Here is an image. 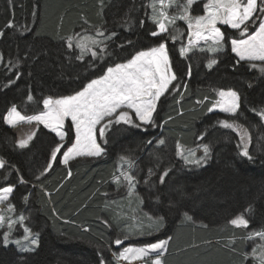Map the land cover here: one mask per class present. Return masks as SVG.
Masks as SVG:
<instances>
[{"label": "trees", "instance_id": "trees-1", "mask_svg": "<svg viewBox=\"0 0 264 264\" xmlns=\"http://www.w3.org/2000/svg\"><path fill=\"white\" fill-rule=\"evenodd\" d=\"M149 1L0 0V188L13 186L8 204L15 216L25 217V227L39 234L33 251L20 252L3 244L0 229V264H100L101 258L105 264H127L114 257L120 247L168 238L163 264H245L246 237L264 231V120L257 114L264 109V73L230 52L233 33L225 26V48L211 68L201 52L181 57L178 43L165 33L151 36L156 26L148 17ZM9 21L15 27H8ZM25 27L23 34L17 30ZM97 27L106 35L116 34L105 41L110 55L93 60L88 54L77 60L80 50L74 41L69 48L67 37L94 33ZM161 41L177 80L157 101L151 125H113L106 143L97 136L105 149L101 157L61 163L74 139L69 124L61 141L42 126L5 123L12 106L24 116L39 114L45 98L70 96L108 67ZM221 89L240 94L238 115L208 111ZM30 94L33 99L28 101ZM220 120L236 121L249 130L251 161L239 155V136L220 127ZM31 130L33 139L20 148L17 141ZM161 139L163 145L158 144ZM202 143L211 147L202 167L186 166L177 156V144L189 149ZM57 144L61 151L44 172ZM121 156L133 161L127 168L135 177L132 196L124 193L127 182L119 176ZM165 170L168 175L161 183ZM147 214L162 217L163 226L157 227ZM238 215L249 221L247 228L229 223ZM21 233L16 225L14 237ZM117 238L121 245L114 243Z\"/></svg>", "mask_w": 264, "mask_h": 264}, {"label": "snow or ice", "instance_id": "snow-or-ice-1", "mask_svg": "<svg viewBox=\"0 0 264 264\" xmlns=\"http://www.w3.org/2000/svg\"><path fill=\"white\" fill-rule=\"evenodd\" d=\"M194 3H196V0H185L183 4L179 5H176V0H150L148 7L152 9V15L149 19L157 29L151 32V36L159 37L162 33H169L170 27L174 28L177 20H181L187 24V35L189 37L187 45H182L179 49L181 57H186L188 53L192 52L198 46L197 41L200 40L211 41L213 46L208 51L217 52L223 50L225 41L224 34L217 27V22H219L240 32L241 38L231 40V50L239 57V61L264 62V0H207V3L204 4V15L193 17L190 10ZM174 5L180 8V13L169 15L166 9ZM257 13L259 15H256ZM124 23L127 25L129 22L125 20ZM140 23L143 24L144 21ZM256 23H258L256 31L249 33V26ZM7 26L10 28L15 27L12 21H9ZM17 30L21 31V34H23V31H28L27 27L23 30ZM115 35V33L106 35L105 31L97 27L95 37H82L77 33L75 36L67 37L66 43L69 48H72L73 41H75V47L80 50V54L76 57L77 60H83L85 55L88 54L91 55L93 60L103 59L105 55H110L107 52L108 46L105 41H111ZM171 38L175 40L177 37L173 35ZM216 63L215 59L210 60L207 67L211 68ZM250 66L257 67L255 63L250 64ZM260 71L264 73V66L260 67ZM187 75L191 76L190 67ZM17 76H19V73H17ZM176 80L177 75L172 69L166 43L161 41L157 46L147 51L138 52L126 63L108 67L102 76L91 80L73 95L55 100L45 98L43 100L44 110L39 114L24 116L17 110L16 106H12L7 115L4 116V120L12 127L21 124L32 125L33 122L37 126L42 124L44 128L50 129L63 141L66 135L63 131L64 121L65 118L70 117L75 130V141L67 151L63 152L61 163L67 165L70 160L77 157L95 158L104 155L105 149L97 142V135L106 143V133L113 125L124 124L137 129L142 128L144 125H151L153 123V113L157 108V101L169 90V85ZM11 83L12 81H9V84ZM184 86L187 88V84ZM171 90L175 91V89ZM216 95L217 99L213 106L208 109L209 112H212L214 108H219L221 111L233 116L238 115L241 97L236 90L221 89L217 90ZM27 99L28 101L33 99L31 94ZM131 113H134V117ZM257 114L261 120H264V109H260ZM136 121H139V123H136ZM218 124L220 127L230 129L239 136L240 142L237 145L240 149L239 155L251 161L253 157L249 151L251 143L249 130L236 121L220 120ZM34 135L35 130H31L29 134L17 141L18 146L25 148ZM203 135L202 133L201 139ZM164 143L163 139L158 141L160 145ZM198 147L203 152V155L199 157L195 150H188L185 154L184 149L177 144V156L183 159L186 166L200 167L207 163L211 147L209 144L203 143ZM61 148V144H57L53 148L51 159L44 172H47L53 166L52 161L57 159V153L61 151ZM120 159L129 167L133 166V161L128 157L121 156ZM2 167H4V161L0 160V168ZM151 174V170H149V176ZM69 175H71V172H69ZM121 175L127 182L131 193L135 187V177L127 172H122ZM167 175L168 170L160 175L161 183H164ZM115 179L119 183V177ZM20 182L23 183L24 181L21 179ZM145 182L148 183L149 180ZM13 190V186L0 188V203L7 201ZM9 209L13 210L11 204H9ZM184 217L187 220L191 219L187 213H184ZM4 220V216L0 215V227L3 226ZM24 220L25 217L21 215L17 218V221L11 219L7 221L10 231L3 234V244L7 246L10 243L11 229L19 222L23 227L24 236L22 240L11 242L15 243L20 251L31 252L39 244V234H33L30 228L24 227ZM153 223L157 227H162L163 218H156ZM229 223L237 228H247L249 221L243 215H238L231 219ZM257 237L264 240V231L250 233L246 239L252 240ZM170 239L158 240L141 247H126L118 253V256L114 253V257H117L118 260L131 261L151 258L154 255L151 264H163L161 257L164 255ZM114 243L121 245L122 240L117 238ZM261 247L264 248V245ZM255 251L256 249H253V254H255ZM100 264H105L103 258H101ZM261 264H264V255L261 257Z\"/></svg>", "mask_w": 264, "mask_h": 264}, {"label": "rangeland", "instance_id": "rangeland-1", "mask_svg": "<svg viewBox=\"0 0 264 264\" xmlns=\"http://www.w3.org/2000/svg\"><path fill=\"white\" fill-rule=\"evenodd\" d=\"M185 2V0H176V5H179V4H183ZM201 3V5H199L198 7H196V8H193V6L196 4V3ZM149 3H150V1H149ZM196 3H194L193 5H192V7H191V10H190V12H191V15L193 16V17H195V16H200V15H204V4L205 3H207V0H196ZM167 10V12H168V14L169 15H178L179 13H180V8L179 7H177V6H172V7H170V8H168V9H166ZM148 17H150L151 15H152V9L150 8V7H148ZM256 15H259V13H257ZM150 20V19H149ZM222 26H225L227 29H229L232 33H233V37L232 38H229V40H228V47H229V49H230V52L231 53H233L232 52V50H231V40L232 39H239V38H241V36H240V32L239 31H237V30H235V29H232L230 26H228V25H224V24H221V23H219V22H217V27L218 28H220V30H221V27ZM249 27H252V29H250L249 30V33H251V32H254V31H256V28L258 27V23H256V24H252V25H250ZM157 30V29H156ZM221 32H222V30H221ZM95 34H96V31L94 32V33H81L80 35L82 36V37H84V36H92V37H95ZM163 34V33H162ZM167 36H168V38H170V40L171 41H175V42H177L178 43V49H180L181 48V46L182 45H187V43H188V39H189V37H188V35H187V24L184 22V21H181V20H177V22H176V24H175V27L173 28V27H170V29H169V33H165ZM173 35H175L177 38L175 39V40H173L171 37L173 36ZM235 36V37H234ZM97 39H102L101 37H96ZM246 38V37H245ZM74 45H75V41H74ZM197 47L195 48V49H193V51H197V52H201V53H203V54H205L206 56H207V58H208V63H209V61L210 60H213V59H215V56L219 53V52H221V51H223L224 50V48H225V44H224V47H223V50H221V51H217V52H210V51H208V49L210 48V47H212L213 45H212V42L211 41H207V42H205V41H203V40H200V41H197ZM148 50V49H147ZM147 50H144V51H147ZM192 51V52H193ZM141 52V51H140ZM191 53V52H190ZM190 53H188V54H190ZM137 54V53H136ZM135 54V55H136ZM235 56H236V54L235 53H233ZM134 55V56H135ZM133 57V56H132ZM237 57V56H236ZM237 59L239 60V57H237ZM130 60V59H129ZM127 61H125V62H122V63H126ZM248 63H250V64H252V63H255L256 65H257V69L260 71V67L261 66H264L263 64H264V62H261V61H247ZM119 64V63H118ZM115 66V65H114ZM114 66H111V67H114ZM106 71V70H105ZM105 73V72H104ZM96 79V78H95ZM90 82V81H89ZM171 85V84H170ZM170 85H169V87H170ZM75 94V93H74ZM73 95V94H72ZM61 98V97H60ZM53 100H55V99H58V98H52ZM216 99H217V95H216ZM216 99H215V101H216ZM215 101H213V103L211 104V106H210V108L213 106V104H214V102ZM42 105H43V102H42ZM43 110H44V106H43ZM213 111H218V112H221V113H223V114H227V115H232V114H229V113H226V112H223V111H221L219 108H214L213 109ZM8 113V112H7ZM132 115H133V117H134V113H131ZM7 115V114H6ZM21 115H23V114H21ZM139 122V121H138ZM8 126H10V127H12L11 125H9L7 122H5ZM67 124H69L70 125V128H71V130H72V132H73V136H74V139H73V142L72 143H70L68 146H66V148L64 149V152L65 151H67V149L69 148V147H71L72 146V144L74 143V141H75V130H74V128H73V126H72V122H71V118L70 117H68V118H65V121H64V128H63V131L66 133V130H65V128H66V126H67ZM30 126L29 124H21V125H18V126H16V127H19V126ZM34 127H36L37 125L35 124V122H33V124H32ZM39 126H42V127H44L42 124L41 125H39ZM48 130H50V129H48ZM50 132H52L51 130H50ZM53 134H55L54 132H52ZM56 135V134H55ZM98 136V135H97ZM58 137V136H57ZM65 137H66V135H65ZM59 138V137H58ZM60 139V138H59ZM98 142V141H97ZM200 144H198V145H195V146H193L192 148H184V147H182L181 146V148L182 149H184V151H185V154H187V151L188 150H195L196 152L197 151H200V154H197V156L199 157V156H202L203 155V152H202V150L198 147ZM179 157V156H178ZM62 158H63V154H62V157H61V160H62ZM181 158V157H180ZM182 159V158H181ZM121 163V162H120ZM204 165V164H203ZM203 165H201L200 167H202ZM127 168L129 169V167H128V165L127 164H125V163H123L122 162V164L120 165V167H119V176L120 177H122V178H124L122 175H121V173L122 172H127ZM122 169H125V171L124 170H122ZM128 173H129V171H128ZM116 180V179H115ZM126 187H127V191L126 192H124L125 194H126V196H132L131 194H133L135 191H134V189H133V191L130 193L129 192V187H128V184L126 185ZM0 215H2V216H4V218H5V220H4V224H3V226L2 227H0V229H3L4 230V233L5 232H9L10 230H9V228H8V223H7V221L9 220V219H11V220H13V221H17V218L19 217V216H15V214H14V210H10L9 209V204H8V202L7 201H4V202H2V203H0ZM21 216V215H20ZM146 218H148L149 220H154L149 214H147V217ZM150 218H152V219H150ZM20 226L21 228H22V233H21V235L19 236V237H14V234H13V228L15 227V226ZM24 226V225H23ZM25 227V226H24ZM13 228L11 229V234H10V237H9V240H10V243L8 244V245H13L17 250H19L20 251V249L18 248V246L15 244V243H12L11 241H16V240H22V238H23V236H24V232H23V227L20 225V223L19 222H17L14 226H13ZM249 236V235H248ZM247 240V247H246V251H245V253H244V262H245V264H261V257H262V255H264V248H262L261 246L262 245H264V240H261L259 237H257V238H255V239H252V240H248V239H246ZM141 247V246H144V245H132V244H130V245H127V246H124V247H120L119 249H118V251H117V256H118V253L119 252H121L122 250H123V248H126V247ZM253 249H256V251H255V254H253ZM20 252H22V251H20ZM165 253V252H164ZM247 257V258H246ZM152 258H154V255L151 257V258H142V259H136V260H131V261H123V260H118L117 259V257H115V259L117 260V261H119V262H122V263H129V264H132V263H137V262H141V261H144V260H149L150 261V264H151V259Z\"/></svg>", "mask_w": 264, "mask_h": 264}, {"label": "water", "instance_id": "water-1", "mask_svg": "<svg viewBox=\"0 0 264 264\" xmlns=\"http://www.w3.org/2000/svg\"><path fill=\"white\" fill-rule=\"evenodd\" d=\"M249 29H252V27H249ZM197 154H200V151H198Z\"/></svg>", "mask_w": 264, "mask_h": 264}]
</instances>
